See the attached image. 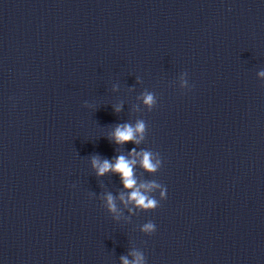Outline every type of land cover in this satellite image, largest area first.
<instances>
[{
	"label": "clouds",
	"instance_id": "obj_1",
	"mask_svg": "<svg viewBox=\"0 0 264 264\" xmlns=\"http://www.w3.org/2000/svg\"><path fill=\"white\" fill-rule=\"evenodd\" d=\"M260 75L264 76V73ZM181 87L190 88L188 80H182ZM143 102L149 109L156 103L154 95L151 93H146L143 95ZM119 112L121 109L117 107L115 109ZM147 131V125L145 121H137L136 125L133 127L130 124L117 125L112 133L110 134V139L118 144L123 145L128 142L140 143L137 139V134H140V139L144 138V134ZM130 156H139L141 167L148 173H157L162 167V158L159 152H153L151 150L142 149L139 153L133 149ZM92 167L96 170L97 176H104L105 174L112 172L117 174L121 178V182L125 189L130 190L128 196V201L133 202L138 208L145 212L154 211L160 206V201L167 198L166 186L155 180H149L142 183L137 187V180L134 175V166L136 165V159H128L124 155H119L112 162L108 159H101L98 156H93L91 159ZM144 189V191H141ZM159 189V199L154 195H150L153 190ZM121 200L124 196L121 195ZM106 208L108 211L115 213L117 211L116 204L114 202V197L109 193L106 196ZM142 231L148 234H153L156 231V225L149 221L145 223L142 227ZM136 259L130 262L126 257H121L123 264H144V257L140 253H136Z\"/></svg>",
	"mask_w": 264,
	"mask_h": 264
}]
</instances>
